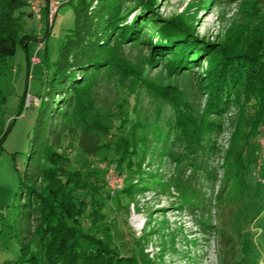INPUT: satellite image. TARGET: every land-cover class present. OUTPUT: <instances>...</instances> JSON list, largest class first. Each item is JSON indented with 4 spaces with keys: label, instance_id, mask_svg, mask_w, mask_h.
Returning <instances> with one entry per match:
<instances>
[{
    "label": "trees",
    "instance_id": "16d2710c",
    "mask_svg": "<svg viewBox=\"0 0 264 264\" xmlns=\"http://www.w3.org/2000/svg\"><path fill=\"white\" fill-rule=\"evenodd\" d=\"M30 1L0 0V79L9 70L8 59L18 48L24 52L26 66L29 65L31 35L25 31L24 20L39 15L31 12ZM39 1L47 20L49 0ZM157 1L76 0L72 4V25L61 39L51 66L44 65L43 88L33 95L37 104H29L36 107V114L24 165L18 175L9 224L18 242V254L3 264H149L140 238L127 226L125 214L118 212L107 218L101 208L107 198H115L113 209L119 210L120 197L142 192L152 183H158L159 178L152 176L145 181L138 172L141 164H147V169L151 166L157 150L144 156L145 122H134L124 128L125 114L122 117L116 112L100 114L94 107L93 94L99 84L112 82L118 76L119 81L129 78L130 89L125 94H135L134 88L144 81L150 87L144 70L149 71L154 62L163 59L171 66L169 75L199 76L194 94L200 96L201 90H206L204 115L198 123L194 121L196 133L209 131L208 124H217L238 100L242 99L243 107L252 108L253 111L241 117L257 118L256 125H247L241 137L247 151L237 159L226 157L227 163L233 160V173L225 171V177L254 188L248 199L251 211L259 212L253 222L261 229L257 240L264 250V198L259 207H255L254 199L264 187L252 174L257 166V175L264 178V145L256 143L258 134L264 130V29L255 39L256 45L249 48L207 46L191 35L188 23L180 15L162 18L152 8ZM209 2L206 0L203 7ZM47 33L38 37L43 40L45 54ZM131 45L148 50L146 58L142 57L145 62L139 67L124 56L123 47ZM200 62L205 68L202 74L194 69ZM25 94L20 97L16 115L25 107ZM175 94L182 93L177 89ZM125 98L118 105L124 113ZM3 101L0 90V106ZM199 127L201 130L197 131ZM190 130L184 128V134ZM169 134L158 138V147L164 149L162 154L166 152L175 159L165 145ZM99 153H104L103 160H108L116 174L123 175L125 171L124 177L129 181L136 175L142 180L108 188L103 183L105 170L99 164L87 167V159L93 164ZM143 172L154 174L149 170ZM244 233L245 238H250L246 230ZM245 254L239 256L240 263L259 264L264 258V252L258 250L247 249Z\"/></svg>",
    "mask_w": 264,
    "mask_h": 264
},
{
    "label": "rangeland",
    "instance_id": "374dc122",
    "mask_svg": "<svg viewBox=\"0 0 264 264\" xmlns=\"http://www.w3.org/2000/svg\"><path fill=\"white\" fill-rule=\"evenodd\" d=\"M54 1L60 4L56 8L48 6L47 20L42 10L39 15L24 20L25 31L31 35L29 54L33 53L35 38L45 37L48 32L46 54L45 48L40 49L38 57L41 61L29 63L27 67L24 52L18 48L15 55L8 59L9 70L0 79V90L4 95L0 106V264L18 254V242L9 224L18 175L24 165L36 114V107L27 106L16 115L20 97L24 92L35 95L42 90L46 78L44 65L51 66L61 39L72 25V4L76 0ZM205 1L158 0L152 8L164 19L180 15L188 23L191 35L203 40L207 46L232 45L239 50L256 45L255 39L264 29V0H210L208 6L203 7ZM47 21L51 22L50 26ZM123 49L125 58L133 65L139 67L145 62L142 57L146 58L147 49L143 51L132 45ZM165 61L158 60L149 71L144 70L151 86L144 81L140 87L134 88L135 94H125L129 78L119 81V76L112 82L99 84L95 89L93 102L100 114L116 112L121 117L125 114L124 128L134 122H145L142 133L146 151L143 155L157 151L151 166L147 169V164H141L138 172L142 173L145 181L152 176L159 178L158 183H152L149 189L120 197L119 210L113 209L115 198H107L101 210L107 218L118 212L125 214L127 226L140 238L149 264H245L244 261L240 263L238 258L246 255L247 249L264 252L257 240L261 229L253 222L259 212L250 209L248 196L252 195L254 188L242 185L232 177L226 179L225 171L233 173V160L227 163L226 157L230 155L237 159L246 153L241 137L247 125H256L257 118L253 115L247 120L241 118L244 113L253 111L251 107H243L245 104L241 105V99L229 107V113L218 119L217 124H208L209 131L196 133L193 130L194 121L198 123L204 115L206 90H201L200 96L194 94L199 76L186 73L169 75L171 66ZM162 62L164 66L160 65ZM197 65L199 67L194 69L204 73V63ZM177 89L182 93L180 96L175 94ZM124 97L126 113L118 106ZM25 98L26 94L24 103ZM115 119L113 121L117 123ZM238 119L242 120L239 125L236 124ZM184 128L191 130L184 134ZM199 129L201 127L197 131ZM166 134L169 137L165 145L175 159L166 152L162 154L164 149L158 147V138ZM258 135L256 143L264 145V130ZM103 158L104 153L97 154L93 164L87 159V167L99 164L98 167L105 170L103 183L111 189L114 179L109 174H113V166ZM146 170L154 174L143 172ZM253 171L252 174L262 183L260 186L264 187V178L257 175V166ZM141 180L137 175L131 181L124 177L122 186ZM262 196L264 191L259 189L254 197L257 200L255 207L260 206ZM244 230L250 238H245ZM259 264H264V258Z\"/></svg>",
    "mask_w": 264,
    "mask_h": 264
},
{
    "label": "built area",
    "instance_id": "2783aa9c",
    "mask_svg": "<svg viewBox=\"0 0 264 264\" xmlns=\"http://www.w3.org/2000/svg\"><path fill=\"white\" fill-rule=\"evenodd\" d=\"M38 1V0H37ZM48 6H53L52 8H56L57 7V4L54 0H49L48 2ZM30 9H31V12L33 14H38L40 12V9H41V2L38 1V2H33L31 1L30 3ZM55 10V9H54ZM54 15V14H53ZM43 46V40L41 38H38L34 47H33V53L32 55L30 56V62L31 64L33 63H36V62H39V57H38V52L39 50L42 48ZM30 103H33V104H37V98L29 93L26 94V98H25V103H24V106L27 107L29 106ZM108 175V174H106ZM105 175V176H106ZM110 178L113 177V186L111 185V189H116V188H119L123 182V176L122 175H118L116 173L113 172V174H109ZM108 176H106L107 178ZM109 183V182H108Z\"/></svg>",
    "mask_w": 264,
    "mask_h": 264
}]
</instances>
